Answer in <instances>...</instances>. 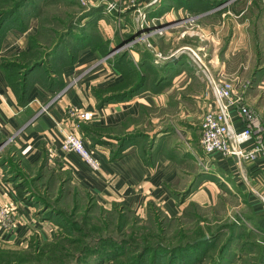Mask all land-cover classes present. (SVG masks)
Wrapping results in <instances>:
<instances>
[{"label":"crops","instance_id":"1","mask_svg":"<svg viewBox=\"0 0 264 264\" xmlns=\"http://www.w3.org/2000/svg\"><path fill=\"white\" fill-rule=\"evenodd\" d=\"M262 18L264 23V14ZM37 29L38 18L32 17L25 30L9 27L0 39V138L7 140L0 142V204L13 203L17 221L12 227L0 223L1 258L14 264L57 238V214L46 218L37 194L23 199L15 189V182L28 177L36 184L52 177L59 190L53 194L55 203L59 196V201L74 203L78 190L106 209L124 207L143 218L155 206L167 217L184 219L189 232L220 229L223 235L232 233V226L235 236L227 264H264V152L240 160L203 149L201 122L216 102L211 83L188 66L191 61L180 64L182 54L173 55L163 71L157 64L151 67L159 75L154 81L145 72L142 87L133 94L100 104L103 97L141 82L138 53L114 62L91 43H62L49 55L52 68L44 63L32 73L36 78L49 69L55 79L45 83L31 76L23 91L9 81L7 66L29 65L42 56L31 46ZM38 43L45 46L44 40ZM68 55L71 61H66ZM212 64L211 75L226 72L217 56ZM249 69L247 64L239 71L236 91L264 125V58ZM73 107L93 115L82 119L71 113ZM229 113L234 128L242 129L236 108L230 106ZM71 130L80 133L99 169L78 152L61 148ZM255 143L251 138L245 145L252 148ZM8 158L17 166L11 167Z\"/></svg>","mask_w":264,"mask_h":264},{"label":"rangeland","instance_id":"2","mask_svg":"<svg viewBox=\"0 0 264 264\" xmlns=\"http://www.w3.org/2000/svg\"><path fill=\"white\" fill-rule=\"evenodd\" d=\"M17 3L24 6H20L16 13L23 20L37 17V32L49 31L54 34L53 40L62 37L68 43L69 40L73 42L74 47H79L75 43L88 38L93 49H108L104 57L114 62L123 57L133 58L134 53H138L137 69L142 73L141 76L148 72V78L152 81L159 75L150 71L151 67L155 69L153 66L157 64L156 67L163 71V63L179 53L182 54L180 64L190 60L193 65L188 66L209 82L221 77L210 74L208 67L213 68V56H217L225 65L226 72L222 77L233 81L239 79V71L244 66L249 64V71L253 70L260 64L261 57L264 58V0H223L219 5H187L186 0H0V5H3L0 11L15 7ZM74 49L77 48L71 47V50ZM45 50L42 48V55ZM150 73H154V78L150 77ZM8 161L9 164L12 162L10 158ZM25 181L32 185L31 192L34 191L42 203H55L53 194L59 191L57 180L54 182H57L56 185L52 177L46 184H36L29 177ZM74 192L77 199L85 198L81 191ZM50 193L51 197L48 196ZM56 203L65 211H72L75 205L68 198ZM84 204L89 206L90 215L94 217L92 222L97 226H100L98 219L113 223L118 220L116 214L96 205L91 199L84 200ZM85 205L80 208L83 214L78 212L75 215L80 220L86 215ZM102 216L107 217L104 219ZM147 219H137L133 213L125 212L128 231L134 229L136 232H144L147 239L135 244L128 238L124 239V236L123 240L127 241L129 247L133 244L139 245L135 246L139 248L156 245L158 251H166L182 241L179 237L180 222L184 219L179 222L169 221L162 216L148 222ZM83 223L87 224V221ZM101 233L122 239L115 224ZM228 237L227 231L219 238L217 247L215 244L216 248L213 246L211 250L216 251ZM85 239L86 236H83V243L76 244L77 249L86 245ZM76 248L74 244L72 250L77 251ZM208 257H204L203 264L209 261Z\"/></svg>","mask_w":264,"mask_h":264},{"label":"trees","instance_id":"3","mask_svg":"<svg viewBox=\"0 0 264 264\" xmlns=\"http://www.w3.org/2000/svg\"><path fill=\"white\" fill-rule=\"evenodd\" d=\"M221 1L223 0H186V3L187 5H219L218 3H220ZM20 6L24 5H18L17 3L15 7L2 9L0 11V39L6 29L9 27H16L20 30L26 29L29 20H23L21 15L19 16L16 13ZM162 9L164 10V8ZM53 38H55L54 34L50 33L49 31L41 32V30L31 36L32 49H38V53L41 55L42 48H46L44 55L38 57L34 62H31L29 63V65L25 66H19L14 65V63H9V67L7 66V68H10L8 79L11 83H13L15 86H17V84L19 83V86L24 91L27 86L26 80L31 76L33 79H37L45 83H47L46 81L48 80L55 79V77L52 76V71L49 69H45L43 70V72L36 73V78H34L32 74L33 71L41 68L44 63L48 64L49 55H52L62 43H68L67 40H64L62 37H59L56 40H53ZM40 40H44L45 46H41L38 43ZM70 42L71 41L69 40V43ZM89 43V39L84 38L75 44L81 46L83 44L85 45ZM101 51H104L105 55L109 50L106 49ZM68 56L69 57L68 59H66V61H71L72 55ZM17 66H19V68ZM21 68H24V70L22 71V76L20 74L21 72L19 71L21 70ZM16 74H18V76ZM140 78L141 82L135 84V86H132L127 90L114 93L115 95L103 97V99H101L100 101V104L133 94L135 91L142 87L146 76L143 74ZM2 140L5 141V139H1L0 142H3ZM16 166L13 165V163L11 164V167ZM16 171L18 170H15V172ZM15 176L16 174L14 173L13 177ZM16 180L17 178L15 179V181ZM27 185L32 186L30 184H27L26 181L19 183L15 182L16 192L23 199H28L29 197H32V195H36L34 191L31 192V189H29ZM60 194H62V191ZM85 198L77 199V197L75 196V205L73 206L72 211H65L58 204L57 207L56 203L53 204L49 202H43L45 205L44 209L46 210V213L44 214L45 217L48 218L51 215L57 214V224L61 227V231L57 234V238L55 240L48 243L44 248L42 247L39 252L30 250L28 257L20 258L19 261L14 264H203L204 257L206 255L209 256V261L205 264H227L229 262L231 244L233 243L235 236V234L233 233L234 228L232 226V233H228L229 237L220 244L219 248L216 251L211 250V247H215V244L217 247V242L222 236L220 229L216 231L211 230L208 234L203 230H199L197 228L194 231L189 232L188 228L184 226L183 222H180L181 230L179 235V237L182 238V241L177 243L175 247H171V249H168L166 251H158V247L156 245L155 247L142 246L141 248H139L135 247L139 246L135 244H140L139 242L142 243V241L147 239L144 232H136L134 229L128 231L126 224L127 222L124 220V215L126 211L133 213L131 210L124 207L113 206L111 209L107 210L111 211V213L116 214L118 220H113V223L111 221H101L100 219H98L100 221V226H97L96 224H94L95 222H92V219L94 217L90 215L91 213L88 209L89 206L84 204V200L91 199L96 205L98 204L89 195H85ZM59 200L60 196L57 199V202ZM83 205H85V207L87 208L85 213L86 215H84L83 219L80 220L75 215L78 212L83 214L80 210V208H83ZM133 215H135L137 219H143V217L140 218V216L135 213H133ZM74 216L77 218H75ZM157 216L165 217L169 221L179 222L181 220V218H171L165 216L161 212V210L155 206H153L151 211H149L145 219L148 218V222L150 220H155ZM105 217L102 216L101 218L105 219ZM86 221L87 224H84L83 222ZM111 224H115V229L119 231L122 239L113 238L112 236L107 237L106 235L108 233H101L102 231L109 230ZM227 227H229V225ZM206 235L207 237L204 238ZM83 236H86V239L84 241H86L87 243L86 245L83 244L80 249H77L76 244L83 243ZM123 237L124 239L128 238L129 241H132V243L135 244H133L132 247H129L127 241L123 240ZM74 244L77 251L72 250ZM0 264H11V262L9 259L4 258L3 256L1 258L0 256Z\"/></svg>","mask_w":264,"mask_h":264},{"label":"built area","instance_id":"4","mask_svg":"<svg viewBox=\"0 0 264 264\" xmlns=\"http://www.w3.org/2000/svg\"><path fill=\"white\" fill-rule=\"evenodd\" d=\"M155 59L158 61V58ZM210 83L216 106L204 113L201 122V146L207 153L219 152L226 157L240 160L256 158L260 152H264V125L258 112L246 103L243 95L236 91L235 81L221 76L218 79H211ZM230 106L236 108L238 115L244 121V127L240 130L234 128L232 124ZM71 113L82 119H90L93 115L91 111L76 107L72 108ZM251 138H255L256 143L254 147L248 148L245 143ZM61 148L65 151L78 152L94 169L100 168L99 160L92 150L85 146L77 130L65 133ZM15 210L13 203H1L0 223L7 227L15 226L17 223L14 216Z\"/></svg>","mask_w":264,"mask_h":264},{"label":"water","instance_id":"5","mask_svg":"<svg viewBox=\"0 0 264 264\" xmlns=\"http://www.w3.org/2000/svg\"><path fill=\"white\" fill-rule=\"evenodd\" d=\"M7 141V140H6ZM6 141H4L2 144H5L6 143ZM207 237V235L204 237V238H206Z\"/></svg>","mask_w":264,"mask_h":264}]
</instances>
